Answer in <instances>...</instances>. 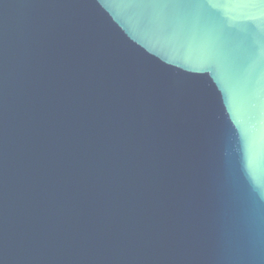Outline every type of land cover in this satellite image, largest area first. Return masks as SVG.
Returning <instances> with one entry per match:
<instances>
[{
  "label": "water",
  "instance_id": "1",
  "mask_svg": "<svg viewBox=\"0 0 264 264\" xmlns=\"http://www.w3.org/2000/svg\"><path fill=\"white\" fill-rule=\"evenodd\" d=\"M0 264H264V0H0Z\"/></svg>",
  "mask_w": 264,
  "mask_h": 264
}]
</instances>
